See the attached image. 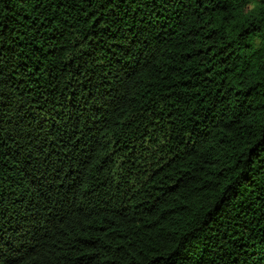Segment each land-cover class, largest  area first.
<instances>
[{"label":"trees","instance_id":"obj_1","mask_svg":"<svg viewBox=\"0 0 264 264\" xmlns=\"http://www.w3.org/2000/svg\"><path fill=\"white\" fill-rule=\"evenodd\" d=\"M0 264H264V0H0Z\"/></svg>","mask_w":264,"mask_h":264}]
</instances>
